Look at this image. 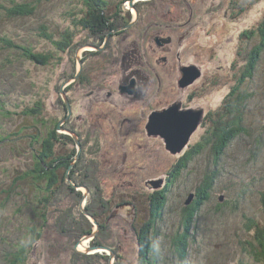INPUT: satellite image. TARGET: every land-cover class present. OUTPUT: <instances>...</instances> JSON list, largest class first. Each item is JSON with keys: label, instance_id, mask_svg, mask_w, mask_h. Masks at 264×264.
<instances>
[{"label": "rangeland", "instance_id": "374dc122", "mask_svg": "<svg viewBox=\"0 0 264 264\" xmlns=\"http://www.w3.org/2000/svg\"><path fill=\"white\" fill-rule=\"evenodd\" d=\"M5 1V6L12 7L10 0ZM183 1L195 2H157L155 20L170 22L174 17L175 22L180 23L188 19L187 6L186 18L179 15L180 10L184 11L180 4ZM221 1L220 11L226 10L229 5ZM237 1L239 16L225 18L232 24L225 26L224 31L222 21L211 24L204 36L200 26L209 23L204 20L182 41L180 37L186 33V23L175 26L172 38L156 37L157 33L152 30L155 38L150 32L148 37H142L138 29L144 31L149 26V17L136 21L135 8L129 6L131 0L105 2L106 13L125 16L131 25L137 24L124 33L127 41L137 45L139 53L132 61H140L142 66L134 65L152 73L154 79L158 73L162 78L163 87L151 100V105L170 101L171 106L161 111L175 107L178 112L191 111L194 116H200L188 143L177 154L166 149L160 136H148L142 126V109L149 117L158 111L151 113L149 106L142 102L127 103V106L122 100H104L101 94L104 91L97 88L99 83L108 88L112 86L114 67L103 62L107 50L97 51L92 46L103 48L102 43L88 37L82 42L81 37L86 34L84 30L90 31L99 4L91 7L84 0H22L20 3L35 5L34 13L9 18L0 12L1 36H9L22 48L30 46L29 51L35 56H52L49 63L41 66L22 58L21 50L0 49V92H5L0 95L5 101V108L0 111V139L5 142L0 146V190L10 183L17 167L32 166L33 150L42 142L37 134L40 132L46 137L43 122L58 120L57 135L61 137L52 143V150L40 153L44 159L48 155L49 159L60 157L64 161L75 152L67 170L69 180L57 196V208L53 209L50 219L60 222L56 226L50 224L36 244V255L30 264H261L250 252L256 246L251 235L255 222L264 223L260 202L264 193V32L261 34L258 30L264 19V0H248V4L245 0ZM165 4H170L168 9ZM116 7L120 13L115 12ZM214 7H218V1L214 2ZM145 10L139 7L141 16L149 13ZM142 22L143 28L140 27ZM167 39L170 40L162 41ZM57 43L59 46L55 45ZM152 50L151 57L144 56L146 51ZM11 51L21 59L13 58ZM96 52L99 55H91ZM172 54L176 55L181 70L172 69L175 60ZM82 60L87 63L84 69L90 78L83 80L82 77L87 85L86 93H79L78 85L74 86ZM97 60L96 68L105 71V76L94 73L89 67L90 62ZM169 73L175 75L176 82L181 79L179 84L185 92L196 89L197 99L189 103L180 89L177 100H173L171 85L176 82L168 79ZM209 77L216 78L215 87ZM204 84L206 92L200 90ZM153 86H157L156 82ZM165 86H168L167 93ZM227 87L232 88L229 94ZM11 92L14 95L10 96ZM65 94L75 114L70 120L62 118L63 103L67 112L70 108L69 101L67 107L63 98ZM226 94L233 95L231 100H222ZM179 102L189 105L188 109H180ZM220 105L224 108L221 120L216 116L210 119L213 110L218 111ZM241 107L246 132L232 140L228 147L214 146L216 139L209 142V138L217 137ZM24 108H38V112L33 117H24L21 114ZM74 136L79 140L80 149ZM14 138H20L18 145L10 148V140ZM208 171L218 175V179L212 188L202 190V179ZM151 181H160V185L155 188ZM68 184L82 194L80 200L79 195L76 199L68 192ZM230 187L229 194L227 188ZM194 201L199 209L193 208L191 215L194 213V216H186L184 211ZM160 203L165 206L156 211ZM12 212L13 209H7L3 213L13 220L8 228L20 227V216L15 218ZM29 215L30 212L24 210L21 219L28 222ZM89 226L93 234L78 238V228L84 231ZM73 255L79 256L77 260Z\"/></svg>", "mask_w": 264, "mask_h": 264}, {"label": "trees", "instance_id": "16d2710c", "mask_svg": "<svg viewBox=\"0 0 264 264\" xmlns=\"http://www.w3.org/2000/svg\"><path fill=\"white\" fill-rule=\"evenodd\" d=\"M19 1L22 2V0ZM84 1L91 7H96L98 4L101 5L104 3V0ZM20 2H17L16 0H10V4L12 7L8 8L4 5L7 2L5 0H2V3L0 2V12H4V16L9 18L24 17L25 15L34 13L35 5L23 4ZM258 28L259 32L263 34L264 19L259 24ZM42 36L50 39V36L46 35L45 33H42ZM88 36H90V33ZM9 38L10 37L7 35H0V49L10 50V48H13L14 50H21L24 52V54L20 55L22 56V58L31 59V61L33 60L35 64L41 66L46 65L52 59L51 54H48L46 57H44L43 55L35 56L31 51H29L30 46L28 48L24 47L26 48L24 49L20 46L15 45ZM83 39H85V36L81 38V41L86 42V40ZM88 39H91V36ZM55 45L59 46L58 43ZM13 58L21 59L19 57V54H16V52H13ZM4 94L5 92H0V95ZM11 95H14V93L11 92L10 96ZM241 101L244 102L245 100ZM36 106L39 105L36 104ZM4 108L5 101L3 100V98H0V111H2ZM38 108L36 110H29V108H24L21 114L24 117H33L38 112ZM232 113L233 110L231 109L230 115ZM234 118L231 119H234V121L230 123V127L228 125L231 120L227 122L228 124H225L222 130H220V132L217 134V137H210L209 142L211 141V139H216V141L214 142V146L223 149L224 147H228L232 140H234L238 136L243 135L246 132L242 126V122L244 120L243 107L238 109L237 113L234 115ZM223 122L226 123L224 120ZM42 124L46 129V137L43 138L40 132L37 134L38 138H41L42 142L39 141V148L33 150L31 157L32 166L25 165V168L17 167L13 172L10 183L6 187H2V189L0 190V264H30L32 258L36 255L35 246L41 240L45 231L49 228L50 224L56 226L60 222L56 220L50 221V219L52 217L53 209L56 210L57 208L55 207L57 196L64 189L63 186H65L67 180V170L70 167L72 161H74L75 152H73L72 157H66V160L64 161L61 160L60 157L49 159L48 155L47 158L44 159L40 155V153L49 150L52 146V143H56V140L58 138L61 139V137L57 135L58 120L46 121ZM40 127L42 128V126ZM32 138L34 137L32 136ZM19 139L20 138H14V140H10V148L18 145L16 144V142ZM3 141L4 140L0 139V146L2 144L5 145V142ZM19 148H16V151L17 149L19 150ZM24 152L25 150L23 149V153ZM217 179L218 175H214L210 171L206 172L202 179L203 186L201 187V189L203 190L204 188L209 187L212 188L214 182ZM66 188L69 193H73L75 195L76 199H78L79 195L80 200L82 196L80 192H76L70 184H68ZM227 191L230 194L232 191V187L227 188ZM241 197H243V195H241ZM16 199L17 201L15 202ZM260 202L264 213V193L261 194ZM195 204L196 201L191 203L190 208H187L184 211V214L186 216H190L194 209L198 207V205ZM164 206V203H160L156 207V211L158 209L161 210ZM7 209H13L12 216H14L15 218H18L20 216V227L8 228L9 225L13 223V220L4 216L3 213ZM24 210L30 212V215L27 218L28 222H24L21 219ZM191 216H194V213ZM255 223V230L251 231V235L255 239L256 246L253 247V250H251L250 254L254 255L256 262L264 264V223L262 225H259L257 221ZM9 229H11V231ZM83 229L84 228H78V233L80 232L78 238L80 235H89L93 232L92 227L90 226L84 231ZM73 256L75 260H77V258L79 257L76 255Z\"/></svg>", "mask_w": 264, "mask_h": 264}, {"label": "flooded vegetation", "instance_id": "af4514ba", "mask_svg": "<svg viewBox=\"0 0 264 264\" xmlns=\"http://www.w3.org/2000/svg\"><path fill=\"white\" fill-rule=\"evenodd\" d=\"M153 1L155 2L153 3L154 5L151 4ZM159 1L160 0H157V1L156 0H150V1L145 0L142 2L140 1L134 2L133 0H131V4H129V6L132 8H135L133 12H134L136 21H142L149 17V26L146 27L144 31L138 29V33L140 34V36L148 37V33L149 32L152 33L153 31L157 33L156 37L166 36L167 38L168 37L172 38L171 34L175 30V26L180 27L181 23L184 22L186 23V27L184 28V31L186 33L181 34L180 40L182 41L185 35L189 31H191L193 28L197 30L199 27V24L204 20H209L208 26H200V31L205 36L207 35L206 32L208 31L209 26L211 24H220L223 21V23L221 24V28L224 31L225 26H229L230 24H232L228 20H225V18L235 17V16L238 18L239 16L238 9L236 7L238 6L237 0H224L223 2H226L227 5L229 6L226 10H222V11H220V9L222 8L221 0H212L211 3L206 0H200L197 3L196 0H193L195 2H187V1L180 2L184 11L180 10L182 14H179V15L183 18H186L185 16L187 13H186L185 7L187 6L189 8L188 19H185L180 23H176L174 17H171L170 22L169 21H159V20H155L156 19L155 10L157 8V6L155 5ZM216 1H218L217 8L214 7V2ZM245 1L247 4L249 3L248 0H245ZM105 2L106 0H104V5L103 4L99 5V7H97V9L95 10L96 14H93L91 25H90V31L88 29L84 30L86 32V34L84 35L85 37L89 38L91 36L92 40L98 41L104 45L103 48H100V46H95V44H93L92 46L95 47V50L97 51H101L103 49L107 50L104 55L106 59H103V62L106 61L107 66L109 64H112L114 67V74L110 81V85L112 86L108 88L102 83H99L97 86V88H101L104 91L103 93L101 92V94H103L104 96V100H108V99L122 100L127 106L132 105L135 102H142L144 105L149 106L148 108H149V111H151V113L154 111H161L162 109H165L169 105L171 106L170 101H167L166 104L164 105L161 104L159 106H154V107L151 105V100H154L157 97V95L161 91V88L163 87L162 78L160 77L158 71L155 69L154 70L156 71V73H158V75L154 79V76L152 75V73L147 72L143 69H140L134 65L135 63V64H140L142 66L140 61H134V62L132 61V58H134V56L139 53L137 49V45H133L134 43L132 44L130 41H127L126 38L124 37L125 35L124 33L127 31V29L131 28L132 26H137V24L131 25L129 23V19H126L125 16L117 17V15H114V13L113 14L109 12L106 13V3ZM185 2L187 3L184 4ZM121 3H118L119 7L121 6ZM169 6L170 4H165V7H167V9L169 8ZM139 7H143V9L144 10L146 9L145 11H148L149 13L141 16L139 13ZM115 12L120 13L118 7L115 8ZM202 13H204L206 16H203ZM216 17H218L219 20H216ZM140 27L141 28L144 27L143 22ZM230 27H234V26H230ZM163 29L165 31H162V32L158 31V30H163ZM89 33H90V36H88ZM226 34L229 35V37L233 36L228 33ZM152 38H155L153 33H152ZM169 40L170 39L162 40V41L166 42ZM121 41H122V45H121ZM90 46H91V43H90ZM153 54H154V50H152L151 52L146 51L144 53V56L151 57ZM91 55L95 57L99 55V52L93 53ZM172 55H175V54H172ZM84 61L83 60L81 61V65L79 67V70L77 71L78 76L75 79L76 80L75 82L77 84H74V86L78 85L77 90L79 93H86L87 85H85L86 83L85 84L83 83V80L84 79L90 80L85 70L87 67V63ZM172 62H174V66H172V69L175 70L177 67H179V69L181 70L182 66L176 60V55H175V60H173ZM96 63H98V60L90 62L89 67L92 69L94 73H100L102 74V76H105L106 75L105 71L97 69ZM169 76H170L168 77L169 80L175 81V75L169 73ZM82 77H83V80H82ZM113 80L116 81L117 83L114 82ZM214 81H216V78L209 77L210 84L215 87L217 85V82H214ZM155 82L157 86H153ZM179 82L180 80L178 79L175 84L171 85L172 95L174 97L173 100H177L176 99V96L178 94L177 91H180L181 89ZM205 87H206V84H204L200 88V90H204L206 92ZM181 90L183 91L182 93L183 97L186 100H188L189 103L197 99L196 96L198 94L195 96L196 94L195 92L197 91L196 89H194L195 92H191V90H188L186 92L183 89ZM210 90H212L211 86H210ZM231 90L232 88L227 87V93L230 92ZM93 91H95V89ZM164 91L165 93H167L168 86L164 87ZM61 94H63V91L61 92ZM169 95H171L170 91H169ZM226 95L223 96L222 100H231L229 98L232 97L233 95H231L230 97ZM63 98L68 101L70 100L66 94L63 96ZM126 100H128V102H126ZM71 104H72L71 101H69L70 108L68 109V112H67L66 106L63 103L62 105V118L63 119L70 120L75 117L74 111L72 110L73 107ZM179 105H180V109L181 108L188 109L186 107L187 106L189 107V105H185L181 102H179ZM220 107L221 105L219 106L218 111L216 112H214L213 110V114L210 119H214L215 116L217 120L220 118V115H222L224 111V108L222 107L220 108ZM203 109L204 111H206V108H203ZM210 109H213V108H210ZM209 113H204V114L206 115ZM148 118H149V114L146 115L145 109H142L141 110V120H142V126L144 129H146ZM127 121L129 120L127 119ZM146 132H147V129H146ZM148 136H153V135H148ZM100 229H101V226H100Z\"/></svg>", "mask_w": 264, "mask_h": 264}, {"label": "water", "instance_id": "95a60500", "mask_svg": "<svg viewBox=\"0 0 264 264\" xmlns=\"http://www.w3.org/2000/svg\"><path fill=\"white\" fill-rule=\"evenodd\" d=\"M183 71L184 74L183 72L182 74L184 80L186 76V70L184 69ZM65 102L68 107L69 105L67 100H65ZM193 116L194 115L191 113V111L178 112L175 107H169L164 111L154 112L150 115L148 124L146 126L148 135L160 136L163 138L167 150H169L172 154L180 153L184 146L188 143L192 130L195 129L200 121V116L198 114H196L194 117ZM76 137L77 136H74L75 139ZM76 143L79 146V141H77V139ZM67 180H69L68 177ZM150 184L157 188L160 185V181H151ZM73 186L75 188L77 187L75 185ZM90 218L93 219L91 216ZM93 222L96 225V229H98V224L96 221L94 220ZM92 234L93 233L89 234L88 236Z\"/></svg>", "mask_w": 264, "mask_h": 264}, {"label": "bare ground", "instance_id": "6f19581e", "mask_svg": "<svg viewBox=\"0 0 264 264\" xmlns=\"http://www.w3.org/2000/svg\"><path fill=\"white\" fill-rule=\"evenodd\" d=\"M130 4H131V2H130ZM181 80V79H180ZM196 80V79H195ZM252 80V79H251ZM251 83V82H250ZM79 141V140H78ZM82 243H87V242H82ZM87 249V248H86ZM79 250H81V249H79ZM81 251H84V250H81ZM69 264V263H68Z\"/></svg>", "mask_w": 264, "mask_h": 264}]
</instances>
